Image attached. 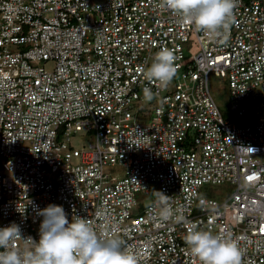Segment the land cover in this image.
Here are the masks:
<instances>
[{
  "label": "built area",
  "instance_id": "2783aa9c",
  "mask_svg": "<svg viewBox=\"0 0 264 264\" xmlns=\"http://www.w3.org/2000/svg\"><path fill=\"white\" fill-rule=\"evenodd\" d=\"M159 5L0 0V227L38 241L37 206L56 204L123 239L137 264H199L187 224L150 207L162 191L187 222L233 239L241 264H264V0H238L220 37ZM162 47L178 70L160 89L141 69ZM210 74L225 79L226 112ZM81 131L90 142L75 147Z\"/></svg>",
  "mask_w": 264,
  "mask_h": 264
},
{
  "label": "clouds",
  "instance_id": "9594fccd",
  "mask_svg": "<svg viewBox=\"0 0 264 264\" xmlns=\"http://www.w3.org/2000/svg\"><path fill=\"white\" fill-rule=\"evenodd\" d=\"M237 5L238 0H160L159 7L177 14L184 24L193 25L198 31L220 37L235 22ZM175 61L173 50L162 47L154 54L150 66L141 71L149 83L167 88L177 74ZM142 91L146 101L154 99L151 87L145 86ZM155 192L157 199L150 207L158 209L156 218L161 223L174 219L187 224L184 243L199 264H241V252L233 239L187 222L179 208L169 206L167 195ZM37 214L43 218L38 241L30 236L22 238L16 223L0 227V264H137L135 254L128 250L123 239L99 236L86 218L75 216L69 222L62 206L49 204L44 209L37 206ZM17 240H23L27 246L18 249Z\"/></svg>",
  "mask_w": 264,
  "mask_h": 264
},
{
  "label": "rangeland",
  "instance_id": "374dc122",
  "mask_svg": "<svg viewBox=\"0 0 264 264\" xmlns=\"http://www.w3.org/2000/svg\"><path fill=\"white\" fill-rule=\"evenodd\" d=\"M185 54L186 56H191L194 51L197 50V43L193 36L189 38V41L184 45ZM50 66L49 64L47 65ZM209 87L211 92L213 93L216 101L220 106L223 108L226 107L228 101V88L225 83V79L222 77L214 76L213 74L209 75ZM226 112V108L224 110ZM90 140L89 136H86L84 132L76 133L74 136L71 137L70 143L75 147H80L82 140ZM90 142V141H89ZM206 189L214 195L215 198H219L218 194H223L224 187L222 186H208ZM138 198L142 197V195H137Z\"/></svg>",
  "mask_w": 264,
  "mask_h": 264
}]
</instances>
